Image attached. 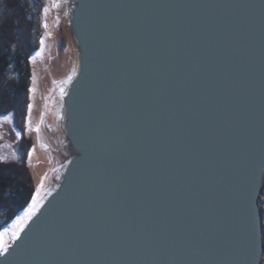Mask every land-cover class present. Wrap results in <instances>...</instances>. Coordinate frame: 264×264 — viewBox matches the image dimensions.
<instances>
[{
	"label": "water",
	"instance_id": "water-1",
	"mask_svg": "<svg viewBox=\"0 0 264 264\" xmlns=\"http://www.w3.org/2000/svg\"><path fill=\"white\" fill-rule=\"evenodd\" d=\"M72 156L0 264H262L264 0H68Z\"/></svg>",
	"mask_w": 264,
	"mask_h": 264
},
{
	"label": "rangeland",
	"instance_id": "rangeland-1",
	"mask_svg": "<svg viewBox=\"0 0 264 264\" xmlns=\"http://www.w3.org/2000/svg\"><path fill=\"white\" fill-rule=\"evenodd\" d=\"M69 8L68 0L45 2L39 50L30 58L32 79L23 131L12 116L0 117V161H19L21 143L31 142L27 164L35 187L30 205L2 232L7 233L0 238L6 247L15 238L13 224L25 216L34 201H39V206L56 188L72 156V151L65 146L62 126L63 95L77 71L78 60L69 29Z\"/></svg>",
	"mask_w": 264,
	"mask_h": 264
},
{
	"label": "trees",
	"instance_id": "trees-1",
	"mask_svg": "<svg viewBox=\"0 0 264 264\" xmlns=\"http://www.w3.org/2000/svg\"><path fill=\"white\" fill-rule=\"evenodd\" d=\"M46 0H0V117L23 131L31 88V56L39 50ZM32 148L20 145L19 161H0V233L31 203L35 187L27 164Z\"/></svg>",
	"mask_w": 264,
	"mask_h": 264
},
{
	"label": "snow or ice",
	"instance_id": "snow-or-ice-1",
	"mask_svg": "<svg viewBox=\"0 0 264 264\" xmlns=\"http://www.w3.org/2000/svg\"><path fill=\"white\" fill-rule=\"evenodd\" d=\"M38 204L39 201H34L32 208L25 216L19 217L13 224V237H17V234L23 229L25 221L36 211ZM244 211L249 228V247L255 253L258 248L264 249V183L260 180L248 182L244 196ZM4 235L7 233H0V238ZM6 251V246L0 242V253Z\"/></svg>",
	"mask_w": 264,
	"mask_h": 264
},
{
	"label": "bare ground",
	"instance_id": "bare-ground-1",
	"mask_svg": "<svg viewBox=\"0 0 264 264\" xmlns=\"http://www.w3.org/2000/svg\"><path fill=\"white\" fill-rule=\"evenodd\" d=\"M262 264H264V260H263Z\"/></svg>",
	"mask_w": 264,
	"mask_h": 264
}]
</instances>
